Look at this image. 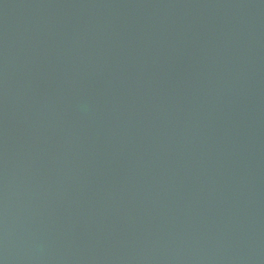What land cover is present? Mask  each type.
Masks as SVG:
<instances>
[{
	"label": "water",
	"instance_id": "95a60500",
	"mask_svg": "<svg viewBox=\"0 0 264 264\" xmlns=\"http://www.w3.org/2000/svg\"><path fill=\"white\" fill-rule=\"evenodd\" d=\"M264 264V0H0V259Z\"/></svg>",
	"mask_w": 264,
	"mask_h": 264
},
{
	"label": "clouds",
	"instance_id": "9594fccd",
	"mask_svg": "<svg viewBox=\"0 0 264 264\" xmlns=\"http://www.w3.org/2000/svg\"><path fill=\"white\" fill-rule=\"evenodd\" d=\"M0 264H7V258L0 259Z\"/></svg>",
	"mask_w": 264,
	"mask_h": 264
}]
</instances>
